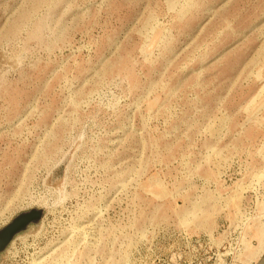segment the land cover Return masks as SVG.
I'll return each instance as SVG.
<instances>
[{"label": "rangeland", "instance_id": "374dc122", "mask_svg": "<svg viewBox=\"0 0 264 264\" xmlns=\"http://www.w3.org/2000/svg\"><path fill=\"white\" fill-rule=\"evenodd\" d=\"M0 264H245L264 248V0H0Z\"/></svg>", "mask_w": 264, "mask_h": 264}, {"label": "water", "instance_id": "95a60500", "mask_svg": "<svg viewBox=\"0 0 264 264\" xmlns=\"http://www.w3.org/2000/svg\"><path fill=\"white\" fill-rule=\"evenodd\" d=\"M37 212L30 211L18 217L11 225L6 227L0 232V243L7 241L10 238V235L20 226L25 225L26 223L33 221L37 218Z\"/></svg>", "mask_w": 264, "mask_h": 264}, {"label": "crops", "instance_id": "0c3cea01", "mask_svg": "<svg viewBox=\"0 0 264 264\" xmlns=\"http://www.w3.org/2000/svg\"><path fill=\"white\" fill-rule=\"evenodd\" d=\"M245 264H264V248L254 255L250 254V258Z\"/></svg>", "mask_w": 264, "mask_h": 264}]
</instances>
